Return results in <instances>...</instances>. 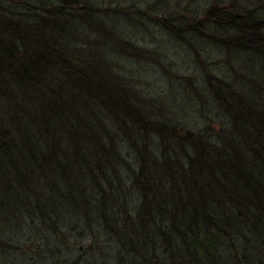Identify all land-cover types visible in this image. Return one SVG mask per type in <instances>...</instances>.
Returning a JSON list of instances; mask_svg holds the SVG:
<instances>
[{
	"label": "trees",
	"instance_id": "trees-1",
	"mask_svg": "<svg viewBox=\"0 0 264 264\" xmlns=\"http://www.w3.org/2000/svg\"><path fill=\"white\" fill-rule=\"evenodd\" d=\"M256 3L0 0V264H264ZM155 32L198 69L172 71ZM128 64L192 103L195 125Z\"/></svg>",
	"mask_w": 264,
	"mask_h": 264
},
{
	"label": "rangeland",
	"instance_id": "rangeland-1",
	"mask_svg": "<svg viewBox=\"0 0 264 264\" xmlns=\"http://www.w3.org/2000/svg\"><path fill=\"white\" fill-rule=\"evenodd\" d=\"M243 4L247 5H253L256 3V0H241ZM261 5L262 9L264 10V0H258L256 5ZM250 8V7H248ZM156 35L154 38H151L148 36L146 38V42L149 44L151 48H155L157 45L159 46V51L161 52V56H170L173 62V69L172 71H176L178 69H183L187 75H191L193 72H195L196 64L191 56V54L188 51H180V48H186L182 46L175 45V50H172L168 45L161 42V37L158 35L157 32H155ZM149 34V32H148ZM205 49L210 53L211 57L206 60L208 64L216 63V62H224L225 61V55L222 53L219 55L216 53V51L212 47L204 46ZM177 49V50H176ZM184 50V49H183ZM232 57H236V64L237 68L243 75L245 74H251L256 75L260 71V63L257 61V59L246 53H240V52H231ZM223 66V65H222ZM212 67V66H211ZM128 71L135 76L136 78H142L144 81L143 86L144 89H147L149 91L156 90L157 93H161V95H165L164 101L167 105H171L175 110V113L182 119V122L187 125L188 127H193L195 123L198 121L197 113L195 110V107L192 103H186L180 96L179 93L173 88L171 85L164 86L163 82L162 84L157 79L156 73H154L148 66L146 65H140L138 68L134 66V64H128ZM93 244L94 248L97 245V239H91L89 242L84 243V246H86L88 243ZM123 250V249H122ZM123 253L125 254L126 261L129 262V258L131 256V253L127 252L126 250H123Z\"/></svg>",
	"mask_w": 264,
	"mask_h": 264
}]
</instances>
